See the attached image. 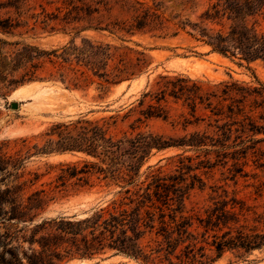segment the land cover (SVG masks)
Instances as JSON below:
<instances>
[{"label": "trees", "instance_id": "obj_1", "mask_svg": "<svg viewBox=\"0 0 264 264\" xmlns=\"http://www.w3.org/2000/svg\"><path fill=\"white\" fill-rule=\"evenodd\" d=\"M87 2L53 1L50 4L56 8L52 13L43 8L45 28L54 30L59 25L65 33L75 34L59 48L43 50L21 41L0 39L1 98L6 99L21 85L42 80L43 73L69 89L89 90L97 86L105 92L140 75L146 64L144 59L130 62L116 56L108 44L87 38L77 41L84 29L103 30L93 26L89 17L98 10ZM207 4L196 22L168 20L158 4L143 10L122 30L174 29V35L183 32L210 48L212 53L248 64L264 62V0H207ZM83 22L88 26L80 28ZM21 26L19 20L0 19V33L13 34ZM158 84L160 91L146 97L159 103L167 95L186 96L193 112L198 103L208 101L210 108L211 97L218 98V107L212 110L218 116L225 114L224 101H231L227 108L228 117H232L244 113L246 95L263 96L261 88H244L237 83L224 84L220 92L204 95L202 87L186 77L165 76ZM140 115L139 122L167 117L161 105H149ZM110 125L107 120L89 119L56 125L51 135L56 136L57 141H48L39 151L47 154L82 152L91 158L62 168L56 189L91 188L101 183L119 188L107 206L84 219H51L34 224L53 198L47 190L37 189L24 199L26 189L35 186L40 176L34 174L32 180H22L19 171L25 159L0 152V172H5L9 181L4 190L0 189V264H64L74 259L103 257L109 252L141 264H214L226 254L243 259L264 250V213H252L243 200L229 196L227 190L219 194L221 187L211 186L217 196L210 199V204L199 211L188 209L191 192L196 187L202 191L207 188L200 175L187 176L199 169L192 165V157L177 155V170L173 174L166 175L161 168L150 167L145 179L139 182L141 169L153 148L205 150L207 161L199 162L198 167L204 164L205 168H213L228 156L229 146L225 143L233 133L230 124L217 126L222 139L194 132L180 138L176 144H159L156 140L161 139L152 135L147 137L148 141L143 133L134 135L135 132L117 138L110 134ZM211 154L219 160L212 163ZM19 224H23L21 229L14 227Z\"/></svg>", "mask_w": 264, "mask_h": 264}, {"label": "rangeland", "instance_id": "obj_2", "mask_svg": "<svg viewBox=\"0 0 264 264\" xmlns=\"http://www.w3.org/2000/svg\"><path fill=\"white\" fill-rule=\"evenodd\" d=\"M53 1L57 0H0V19L12 18L22 23L13 34L0 33V39L7 42L21 41L43 50L56 49L68 43L75 37L74 33H65L59 25L52 30L42 24L44 9L49 13L55 12L56 5L50 4ZM87 3L98 10L89 17L93 26L103 30L84 29L77 41L87 38L108 44L116 56H122L130 62L142 58L146 64L139 76L106 92L97 89V86L89 90L69 89L59 81L48 79V73H43L42 80L17 87L6 99L0 97L1 154L25 159L23 168L19 171L23 175L22 180H32L34 174L40 176L35 186L26 189L24 199L37 189L47 190L50 198H53L34 224L51 219L79 220L90 217L107 206L119 190L116 186L107 187L105 183L91 188L69 186L56 189L60 184L57 178L62 173V168L81 164L91 158L82 152L47 154L39 151L48 141H57L58 138L51 135L54 126L69 125L80 119L107 120L111 124L110 134L114 137L121 138L125 133H143L146 138L152 135L161 139L156 140L159 144H176L180 138L194 132H204L222 139L217 126L230 124L233 133L225 143L229 146L226 150L228 156L213 168H205L204 164L198 167L199 162L207 161L205 150L153 148L141 169L139 182L145 179L150 167L161 168L166 175L173 174L177 170L176 156H188L193 158L192 165L199 169L187 176L196 173L207 184L205 190L196 187L191 192L187 201L188 209L195 208L199 211L208 206L210 199L217 196L210 187L216 186L221 187L219 194L222 190H227L229 196L243 200L252 213H264V87L260 85H264V62L248 64L212 53L210 48L183 32L174 35V29L162 32L152 31L150 27L140 31L122 30L128 28L143 10L154 8L158 4L162 6L161 10L168 20L196 22L207 8V0H88ZM63 17L61 14L60 19ZM86 26L88 24L83 22L79 27ZM168 26L172 27V24ZM165 76L171 79L186 77L198 83L204 95L216 90L220 92L224 84L237 83L244 88H261L263 96L246 95L243 100L244 113L241 115L228 117L227 106L231 101H224L223 116L216 115L212 110L218 107L220 99L213 97L209 101L212 103L210 108L206 101L198 103L193 112L186 96L175 98L167 95L159 103L156 99L146 97L149 93L160 91L158 83ZM23 86L27 87L13 95ZM236 97L241 99V96ZM13 102H18V108L12 109ZM149 105H161L167 117L137 121L141 118L140 111L147 109ZM209 158L212 163L219 160L215 154H211ZM8 184L6 173L0 172V189L4 190ZM5 225H1L2 228ZM14 227L21 229L23 224ZM64 264L141 263L109 252L103 257L74 259ZM214 264H264V250L255 251L243 259L226 254Z\"/></svg>", "mask_w": 264, "mask_h": 264}, {"label": "bare ground", "instance_id": "obj_3", "mask_svg": "<svg viewBox=\"0 0 264 264\" xmlns=\"http://www.w3.org/2000/svg\"><path fill=\"white\" fill-rule=\"evenodd\" d=\"M33 84H34V83H33ZM122 86H123V85H122ZM26 87H27V86H23V87H21L20 89L16 90V91L14 92L13 95H15V94H17V93H19V92H22ZM13 95H12V96H13Z\"/></svg>", "mask_w": 264, "mask_h": 264}, {"label": "water", "instance_id": "obj_4", "mask_svg": "<svg viewBox=\"0 0 264 264\" xmlns=\"http://www.w3.org/2000/svg\"><path fill=\"white\" fill-rule=\"evenodd\" d=\"M18 102H13L12 103V109H16V108H18Z\"/></svg>", "mask_w": 264, "mask_h": 264}]
</instances>
